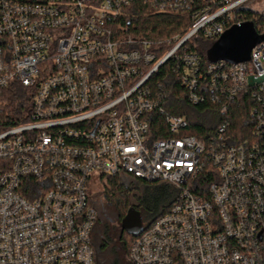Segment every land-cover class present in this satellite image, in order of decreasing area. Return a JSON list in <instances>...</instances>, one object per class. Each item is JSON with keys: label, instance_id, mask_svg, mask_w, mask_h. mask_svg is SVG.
Here are the masks:
<instances>
[{"label": "built area", "instance_id": "built-area-1", "mask_svg": "<svg viewBox=\"0 0 264 264\" xmlns=\"http://www.w3.org/2000/svg\"><path fill=\"white\" fill-rule=\"evenodd\" d=\"M139 1L190 25L140 39ZM255 1L0 0V98L25 91L20 121L0 119V264H96L91 189L118 175L176 191L135 237L130 264H264V39L240 64L205 65L185 46L264 17ZM255 31L264 38V19ZM166 63L193 105L209 98L226 113L245 98L251 135L230 145L227 123L206 140L184 135L187 121L147 85Z\"/></svg>", "mask_w": 264, "mask_h": 264}, {"label": "trees", "instance_id": "trees-1", "mask_svg": "<svg viewBox=\"0 0 264 264\" xmlns=\"http://www.w3.org/2000/svg\"><path fill=\"white\" fill-rule=\"evenodd\" d=\"M139 19L136 27L132 29L133 35L143 40L162 41L176 35H180L189 27L190 19L187 15H150L146 6L141 5L136 9ZM264 17L259 13L244 14L245 22H251L254 29L257 30L263 23ZM215 42L205 41L200 37H192L187 43V50L198 55L202 63L208 65L213 63L208 58V52ZM148 87L153 94L160 95V104L165 114L173 117L184 118L188 123V129L183 133L186 136H192L198 140H206L213 135L218 127L227 123L226 142L230 145L241 143L245 138L251 135V120L249 117V105L245 98L226 104L227 112L222 113L220 104L212 102L207 98L203 103L193 105L186 96V91L177 79L169 63L164 64L155 74H153L148 83ZM25 100V91L19 84H14L4 91L0 98V119L3 125L12 126L19 122V105ZM153 136L160 140L163 138L160 131L155 132L162 127V121L156 114H152ZM101 184L104 189V202H107L115 208L117 216L114 221L107 220L103 204L91 203L97 212V227L101 230L99 238L106 242L110 239L113 228L110 223L119 222L127 213V193L129 185L148 183L131 176L118 175L113 178L101 177ZM158 183V182H155ZM129 184V185H128ZM176 196V191L170 186H164L159 190V199L162 201L160 209H156L150 214L151 222L164 214L170 207L171 202ZM150 222V223H151ZM121 239L124 245V254L128 258L129 248L135 237Z\"/></svg>", "mask_w": 264, "mask_h": 264}, {"label": "rangeland", "instance_id": "rangeland-1", "mask_svg": "<svg viewBox=\"0 0 264 264\" xmlns=\"http://www.w3.org/2000/svg\"><path fill=\"white\" fill-rule=\"evenodd\" d=\"M251 8L264 14V0H256ZM164 186L170 185L165 182L142 183L139 184V186L129 185L127 193V211L133 210L139 214L142 219L143 228L150 224V214L156 209H160L162 206V201L159 199V190ZM90 198L94 204H103L105 197L103 185L101 183H97L92 187ZM103 209L105 210L108 222L114 221L118 214L113 205L104 202ZM116 225V222L110 223V228L113 229L110 234V239L105 242L104 239L99 238L101 230L97 227V223H95L90 233V238L96 264H130L123 251L124 245L120 242L118 237L115 236L118 231ZM125 239L128 238L125 236L123 240Z\"/></svg>", "mask_w": 264, "mask_h": 264}, {"label": "water", "instance_id": "water-1", "mask_svg": "<svg viewBox=\"0 0 264 264\" xmlns=\"http://www.w3.org/2000/svg\"><path fill=\"white\" fill-rule=\"evenodd\" d=\"M263 39L251 22L242 23L220 36L208 52V58L211 62L245 63L249 61L251 50ZM121 228L129 236L137 237L143 231L142 219L137 212L129 210L121 222Z\"/></svg>", "mask_w": 264, "mask_h": 264}, {"label": "flooded vegetation", "instance_id": "flooded-vegetation-1", "mask_svg": "<svg viewBox=\"0 0 264 264\" xmlns=\"http://www.w3.org/2000/svg\"><path fill=\"white\" fill-rule=\"evenodd\" d=\"M127 214V213H126ZM125 217V216H124ZM123 217V218H124ZM123 218L119 221V222H116L117 223V232H116V237H118V239L119 240H121V239H124V237L126 236V237H132V236H129L124 230H122V228H121V222H122V220H123Z\"/></svg>", "mask_w": 264, "mask_h": 264}]
</instances>
